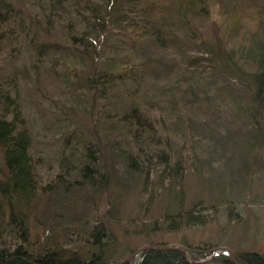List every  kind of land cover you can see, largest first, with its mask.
Here are the masks:
<instances>
[{
    "label": "trees",
    "instance_id": "trees-1",
    "mask_svg": "<svg viewBox=\"0 0 264 264\" xmlns=\"http://www.w3.org/2000/svg\"><path fill=\"white\" fill-rule=\"evenodd\" d=\"M125 19L127 23L117 24ZM116 24L122 29L111 28ZM172 27L185 38L192 34L213 56L231 60L234 69L244 67L252 83L249 93L246 88L247 99L224 84L195 91L183 82L145 75L131 48ZM42 51L50 56L64 89L63 102L69 99L67 88L74 74L90 64V73L80 83L98 105L103 131L89 137L63 124L53 161L60 172L69 174L67 180L102 192L106 199L110 183L118 179L117 162L135 171L143 163L161 164L166 178L160 183L183 177L184 164L168 152L173 145L190 151L197 147L194 139L187 142L179 136L188 132L182 115L206 120L205 135L214 147L227 146L226 139L237 141L242 125L257 145L264 144V0H0V264H116L127 255L118 261L105 257L107 224L90 214L92 206L88 216L63 225L81 227L94 251L80 254L48 243L37 250L30 241L31 222L39 223L32 217L39 162L20 87L25 85L23 74H28L25 60L35 65ZM193 60L203 65L206 59ZM63 151H70L69 156ZM58 177L56 173L57 184ZM191 209L183 215L187 223H196L198 215ZM180 245L192 250L145 249L124 264H233L225 252H207L210 245ZM234 259L236 264H264V253L234 251Z\"/></svg>",
    "mask_w": 264,
    "mask_h": 264
},
{
    "label": "rangeland",
    "instance_id": "rangeland-1",
    "mask_svg": "<svg viewBox=\"0 0 264 264\" xmlns=\"http://www.w3.org/2000/svg\"><path fill=\"white\" fill-rule=\"evenodd\" d=\"M20 7L24 9L23 5ZM126 20L117 24H125ZM117 24L110 26L114 30L122 29V25ZM189 38L176 27L165 28L157 39L155 35L145 37L131 51L149 77L183 82L195 91L224 84L247 99L252 83L245 76V68L234 69L231 60L208 53L192 34ZM196 56L206 59L203 65L193 60ZM25 61L28 74H23L25 85L20 87L22 103L34 128V148L38 151L39 162V191L32 211V217L39 223L31 222L30 227L34 249L48 243L63 245L70 252L80 254L86 250L94 251L81 227L63 225L84 217L92 206L94 212L90 214L95 213L107 224L104 255L111 258L109 261H118L138 247L163 243L210 245V248L221 245L233 253L240 250L264 253V144L257 145L259 143L255 142L247 126L242 125L236 131L240 138L234 143L226 139L227 146L214 147L213 139L208 140L205 135L208 122L182 115L181 122L186 119L182 127L188 132H179V136H185L187 142L194 139L197 147L190 151L173 145L172 151L168 152L170 158L184 164L183 177L160 183V179L166 178L161 164L143 163L135 171L117 162L114 166L118 179L110 183V196L106 199L102 192L95 193L90 187L75 185L78 181L67 180L69 174L60 172V167L53 161L57 134L63 124L89 137L103 131L98 105L91 101L88 91L80 83L90 73V64L86 61L88 67L74 74L75 79L67 88L69 99L63 102L60 95L64 89L60 88L57 74L50 66V56L42 51L35 65ZM246 88H249L247 94ZM186 125L193 129L192 134ZM261 128L264 129L263 124ZM252 141L254 144H249ZM213 151H216L215 156ZM69 152L63 151V154L69 156ZM46 163L51 167L47 169ZM204 164L210 167L203 170ZM196 165L197 169L193 168ZM69 170L74 171L73 168ZM56 173H59V184L54 181ZM189 209L198 215L194 217L198 218L197 224L186 222L183 214Z\"/></svg>",
    "mask_w": 264,
    "mask_h": 264
},
{
    "label": "water",
    "instance_id": "water-1",
    "mask_svg": "<svg viewBox=\"0 0 264 264\" xmlns=\"http://www.w3.org/2000/svg\"><path fill=\"white\" fill-rule=\"evenodd\" d=\"M145 249H160V250L175 249V250H180L182 252H187V251L192 250L189 247L183 246L180 244H149V245H144V246L136 248L135 250L130 252L128 255H126L122 260L117 262L116 264L126 263L128 260H130L131 258H133L134 256H136L138 253H140L141 251ZM207 252H210V253L225 252L229 255L232 263L236 264L235 259H234V253L226 246H221V245L215 246V247L208 249Z\"/></svg>",
    "mask_w": 264,
    "mask_h": 264
}]
</instances>
